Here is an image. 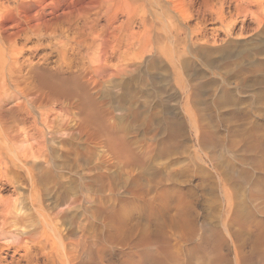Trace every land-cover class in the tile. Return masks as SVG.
<instances>
[{
  "label": "rangeland",
  "instance_id": "obj_1",
  "mask_svg": "<svg viewBox=\"0 0 264 264\" xmlns=\"http://www.w3.org/2000/svg\"><path fill=\"white\" fill-rule=\"evenodd\" d=\"M153 1L0 0L1 30L28 32L27 41L21 36L15 42L24 48L20 58L39 62L55 75H76L91 86L98 81L91 93L102 110L113 109L109 122L116 132L127 130L133 153L157 143L160 148L146 156V163L125 165L107 148L104 136L90 140L86 132L92 127L84 132L73 129L71 118L78 108L71 101L76 97L49 93L42 107L47 149L38 156L36 129L27 144L34 156L31 161L39 167L37 189L40 197L49 198L50 215L32 214L22 235L6 224L9 233L0 234V264H264V92H257L260 86L264 91V84L241 85L245 74L253 77L251 64L264 60V53L253 51L264 44L257 26L264 21V9L257 4L262 0ZM221 6L220 21L214 10ZM62 10L66 13L61 20L31 32L37 13L49 19ZM107 17L113 24L106 25ZM176 26L187 36L170 38ZM202 36L208 43L198 40ZM224 40L237 45L221 52ZM185 45L194 51L209 50L208 57L203 54L206 62L201 55L191 56L198 72L193 77L179 72L168 54H161V64L150 63L152 51ZM138 69L142 71L138 79L145 84H125ZM229 73L233 77L224 82ZM260 73L264 65L256 75ZM156 76L162 96L170 95L165 97L166 113L151 102ZM192 84L196 93L186 91ZM224 87L239 101L237 107L220 110L212 103ZM8 89L12 90L9 85ZM184 105L192 125L186 123L190 114L181 110ZM164 116L168 123L184 122L177 148L151 121ZM79 175L96 176L91 181L96 188L91 203L85 201ZM17 190L19 194L11 185L4 186L0 197L16 196L19 203L25 192L19 186ZM160 190H166L167 202L157 201L150 215L141 203ZM74 195L79 201L70 203ZM120 198L130 202L120 205ZM103 202L122 208L127 222L107 223L97 211ZM24 203L27 207L20 205L21 212L31 213L28 201Z\"/></svg>",
  "mask_w": 264,
  "mask_h": 264
},
{
  "label": "bare ground",
  "instance_id": "obj_2",
  "mask_svg": "<svg viewBox=\"0 0 264 264\" xmlns=\"http://www.w3.org/2000/svg\"><path fill=\"white\" fill-rule=\"evenodd\" d=\"M153 3L157 4V0L153 1ZM257 4L259 7L264 9V0L259 1ZM222 8L223 7L221 6V9L214 10L218 20L220 21L224 20ZM3 10L4 7H0V13H2ZM65 13L66 12L63 10L59 14H55L53 12L52 17L49 19H47L43 13H37V15L34 18L38 21V23H36L35 28L31 30V32L37 33L39 31V26L41 24L46 25L50 21L61 20L63 15H65ZM105 22L106 25L113 24L112 23L113 19L111 17H107L105 18ZM94 24H98V18L95 19ZM257 26L259 28L258 32L264 33V21L263 20L258 21ZM148 27L152 28L150 22ZM27 35L28 32L26 29L25 30L23 29V31L16 30L10 33H5L0 28V89H2L1 87L5 86L4 87L5 90L4 89L2 90V92L4 93H2V95L0 94V188L2 189V187L4 186L11 185L12 188L14 189V193L19 194L17 192L18 191L17 188L19 186L23 188L25 192L24 194L22 193L24 196L19 202L20 204L17 201L18 199H20L19 197L15 196L14 199L7 197L6 198L0 197V234L4 232H8L5 231L6 224L13 225L15 227L14 231L19 235L25 234L27 228L26 223H28L29 222L28 220L32 218V214L38 213L43 218H45L46 215H50L47 212L48 211L47 208L50 207L48 203L49 198L40 197L39 189H37L36 180L39 172L38 170L39 167L37 166V164H34L33 161H31V158H34V156H33L32 148L29 149L30 147H28V144L30 143V142L28 143V141H30L32 139L31 137L35 135L32 133L33 130L36 129L37 130L36 136H38L37 142L39 143L38 145H40L41 147V152L39 153L38 156L44 155V152L47 149L45 143L46 134H47L45 131L47 117L44 110L42 109L49 100L50 94H52V96L63 95L66 96L67 99L69 100H71L70 99L71 97H76L77 100L71 101L72 106H77L78 108L77 114H74L71 118L72 121L74 120L72 124L73 129L79 130L80 132L82 131L84 132V130H88L86 129L88 126L92 127L91 131L89 130L86 132L90 140L91 141L97 140L96 138L98 136L100 137L104 136L105 137L104 140L106 143L105 145L108 146L107 148H109V150L111 149L113 154L114 155L116 154L117 157L119 158L121 157V159L123 158L125 165L139 166L142 163H146L144 162L146 156L147 155L150 156L152 152L157 153V150L159 151L160 149L158 148V143H157L155 146H150V145H148L147 147L143 146L142 149L139 150V154L133 153V151L130 148V139L127 130L123 129V133L116 132V130H114L115 125L112 126V123L109 122V119L114 118L113 109L107 108L102 110L100 101L97 100L96 97L91 93L92 90L96 89L99 86L98 81L93 80L94 85L91 86L90 82L88 83L87 81H80V79L76 75H67V76L55 75L52 72H50V70L46 66L41 65L39 62H32L29 58H22V57L20 58L19 55L22 56L21 53L24 50V48H22L23 46L17 47L15 42L21 36H23L24 40L27 41L29 39V36ZM178 35L185 37L187 36V31H183V30L180 31V28L176 26L174 31L173 32L170 31L168 36H170V38H176L178 37ZM203 38L204 37L202 36L198 40H203L205 43H208L206 42L208 40H204ZM189 39H191L192 41V38ZM155 40L157 42L161 40L160 33L157 34ZM235 45H237L236 41L227 40L225 42V45L220 49V51L221 52L226 51V53H228L227 52L228 49L232 48ZM158 49L152 51V53L155 54L150 56V63L153 62V63L161 64L162 61L159 59L161 54L163 55L168 54V56H170L173 59L172 61L175 64H177L176 67H179L178 69L179 72L180 70L182 73L186 72V74L190 78L198 73L195 65L196 62L192 61V59L196 55H201L202 59H204V55L206 57L209 56L208 55L209 50L194 51L191 47L186 45L185 47L182 46L178 48H173L171 50H168L167 52L164 51L161 52V50ZM253 51H255V53L257 54H263L264 44L257 45L253 49ZM191 56L193 57L192 59ZM206 61L208 60H205V62ZM262 65H264V60L257 61L254 64H251L253 77L250 78L247 74H245L242 77L241 85L243 87L248 88L256 84L259 85L264 84V73H260L259 75H256V73L259 71V67ZM137 71H138L137 75L128 76V79L124 81L125 84L130 82L131 83L137 82L138 85L145 84L144 82H140V80L138 79V77L141 74L140 72L142 71L139 69ZM233 75H234L233 73L232 74L229 73L225 77V79L223 78V81L224 82L226 81L228 83V81L233 77ZM222 76L219 75L220 79ZM157 78L158 76H156V78L151 82V87L155 88L154 94H151L155 97V99L153 97L151 99L152 100L151 102L155 106L158 105V107L161 108V111L166 113L168 111V107L166 105L167 103L166 98L168 99L170 95L165 96L166 98L162 96L161 93L163 91V88L160 85H156ZM8 85L12 88V90L8 89ZM260 87L257 88L258 89L257 92H264L263 89H260ZM227 88L228 87L222 88L220 92L213 98L212 103L215 105V107H217L220 110L222 109L224 110L229 106L235 107L239 103L237 98L232 97V92ZM189 90H193V93H196V89L193 84L188 85L186 91ZM185 105L184 108L181 107V110L185 114H190L191 112L188 111L187 106ZM189 116H190L189 120L186 123H189L188 125H192L191 114ZM151 118H153V116ZM166 119L167 118L164 116L163 118L159 117L155 120L152 119L151 121H153L154 124L162 131L167 132V137H168L167 139L169 141V144L172 147L177 148L179 146L178 131H183L184 134V130H185L184 122L182 120L176 119L175 121H170L168 123ZM37 122L38 124H40V126L37 125ZM98 140H100L99 137ZM199 144L204 147L205 142L200 141ZM171 146H168V148H171ZM161 148L163 150L167 149L165 145ZM35 159H37V157H35ZM42 160L45 161V158ZM105 174L108 175L107 173ZM78 178L82 179V182L80 180L79 182L81 186L84 187V191H86L85 201L87 203L88 202L91 203L92 201L91 191L92 188H95L91 181H95L96 176H91L87 178L85 176L79 175ZM167 196L168 195L166 190H160L159 192L157 191L155 192L154 196L150 198L145 205L143 202L141 203L142 207L145 209V211H147L148 214L152 215L155 212L157 201L167 202L166 201ZM24 201L25 202L28 201L27 204L31 206V213H27L25 211L21 212V209L26 206ZM78 201H79V196L74 195L72 196L70 203L78 202ZM119 202L120 205H124L130 202V200L124 201L123 199L120 198ZM20 205L22 207L21 209H20ZM107 205H108L107 202H103L101 206L98 207L97 209L98 212L100 211L102 213L101 216H103L105 220L107 219L108 221V222L106 221L107 223L127 222L125 221L126 217L124 216L122 208L115 209V208H110ZM92 210L93 209H91V211ZM175 212H177V215L174 214V216L178 218L179 212L178 211ZM145 237H146V233L144 232L143 238Z\"/></svg>",
  "mask_w": 264,
  "mask_h": 264
}]
</instances>
